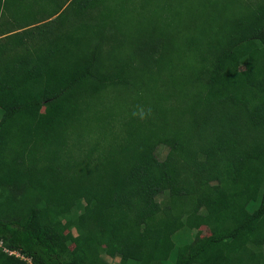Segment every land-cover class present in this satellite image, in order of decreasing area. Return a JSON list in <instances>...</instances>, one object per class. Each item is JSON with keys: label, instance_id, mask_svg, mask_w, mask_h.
I'll use <instances>...</instances> for the list:
<instances>
[{"label": "trees", "instance_id": "1", "mask_svg": "<svg viewBox=\"0 0 264 264\" xmlns=\"http://www.w3.org/2000/svg\"><path fill=\"white\" fill-rule=\"evenodd\" d=\"M106 1L0 0V264H264V0Z\"/></svg>", "mask_w": 264, "mask_h": 264}, {"label": "rangeland", "instance_id": "2", "mask_svg": "<svg viewBox=\"0 0 264 264\" xmlns=\"http://www.w3.org/2000/svg\"><path fill=\"white\" fill-rule=\"evenodd\" d=\"M214 1L224 2V0H107L106 6L110 10V19L116 27L118 37L121 36L124 38L123 41H126L123 46L127 50L130 46H135L141 38L144 39L146 36H149L150 32H155V28H158L159 31L165 25L164 20L176 23L177 26L179 22L187 25L189 21L192 23L193 29L198 30L195 22L199 24L209 19L207 12L200 9V5L204 3L211 6V3ZM168 2L174 6H185L186 8L180 15L178 14L177 18L171 13L170 17H175L165 19L161 13L163 9L162 5ZM167 11L169 12V10ZM118 52L125 51L119 50ZM182 103L187 104L190 101H180V104ZM165 152L166 148L160 146L158 148L159 158H162ZM73 210L75 211V209ZM107 259L110 264H117L118 258ZM173 263V257H171L164 264Z\"/></svg>", "mask_w": 264, "mask_h": 264}]
</instances>
